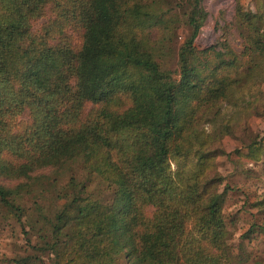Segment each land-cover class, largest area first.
<instances>
[{
    "label": "trees",
    "instance_id": "obj_1",
    "mask_svg": "<svg viewBox=\"0 0 264 264\" xmlns=\"http://www.w3.org/2000/svg\"><path fill=\"white\" fill-rule=\"evenodd\" d=\"M251 4L200 50L202 0H0V231L25 242L8 264H264L233 240L218 164L241 151L227 138L264 164L248 134L264 117V0Z\"/></svg>",
    "mask_w": 264,
    "mask_h": 264
},
{
    "label": "rangeland",
    "instance_id": "obj_2",
    "mask_svg": "<svg viewBox=\"0 0 264 264\" xmlns=\"http://www.w3.org/2000/svg\"><path fill=\"white\" fill-rule=\"evenodd\" d=\"M240 2L246 7H252V0H202V6L208 14L207 20L200 29L196 38V47L200 50L207 49L215 45L221 36H223V26L230 24L234 17L237 3ZM45 21H39L35 24V28H39ZM228 40L236 52H241L243 49L242 41L239 39L233 29H231ZM189 32L182 30L180 42H182ZM260 104L264 107V96L260 97ZM248 134L251 136H259V139H264V117H250L248 120ZM240 143H235L233 140L226 139L227 151L241 149L239 153L235 152L230 157H220L218 159L220 173L229 181L236 190L229 192L231 197L225 206L227 218L236 217V222L230 226L235 243L249 244L250 248L258 251V255H264V236L261 233H253L250 236L251 240L243 239L245 234L252 225L258 224L264 227V209L260 210L256 203L261 199L264 193V164L254 163L247 160L243 153L247 150L242 149ZM242 156V157H241ZM238 167H235V164ZM248 171V172H247ZM46 224L44 235L50 240L53 236V226L48 221L45 213L38 217ZM17 245H25L23 236L19 231V227L6 228L0 231V264H8V259L13 257V253L21 252ZM118 262L111 256L105 257L100 264H115ZM31 264H52L50 257H43L41 260Z\"/></svg>",
    "mask_w": 264,
    "mask_h": 264
},
{
    "label": "water",
    "instance_id": "obj_3",
    "mask_svg": "<svg viewBox=\"0 0 264 264\" xmlns=\"http://www.w3.org/2000/svg\"><path fill=\"white\" fill-rule=\"evenodd\" d=\"M200 33H201V31H200Z\"/></svg>",
    "mask_w": 264,
    "mask_h": 264
}]
</instances>
